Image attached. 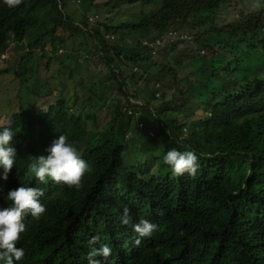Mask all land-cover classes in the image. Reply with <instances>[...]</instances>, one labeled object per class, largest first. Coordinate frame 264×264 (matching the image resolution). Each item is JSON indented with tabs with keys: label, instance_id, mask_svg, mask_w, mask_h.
<instances>
[{
	"label": "clouds",
	"instance_id": "9594fccd",
	"mask_svg": "<svg viewBox=\"0 0 264 264\" xmlns=\"http://www.w3.org/2000/svg\"><path fill=\"white\" fill-rule=\"evenodd\" d=\"M231 1L225 0L210 15L217 29L213 33L207 29L209 41L222 39L213 51L192 42L198 29L190 33L189 28L182 36L181 46L196 47L191 58L214 53L215 62L222 60L206 80L215 87L203 90L201 100L193 99L186 106L179 94L187 90L182 84L185 78L179 84L176 78L178 91L157 86L156 98L142 105L132 100L122 113L140 129L145 125L139 121L144 112L149 137L163 129L171 138L186 140L199 131L207 158L215 157L229 172L246 177L264 166V1L252 0L255 11L243 14L234 8L230 18L220 20L217 12ZM3 2L14 7L20 0ZM256 15L259 22H253ZM249 21L251 28L246 27ZM174 36L165 29L159 38L148 41L152 55ZM0 58H5L4 53ZM11 72L0 70V76ZM5 90L0 105L14 108L0 119V264H239L227 240L228 225L217 218L205 193L189 182L199 170L205 182L214 176L210 161L200 166L197 150L172 148L162 154L164 145L157 139L128 146L133 133L125 138L132 132L126 127L120 158L107 160L97 149L104 139L96 145L95 134L76 142L68 128L57 132L39 128L38 112L53 117L49 106L64 97L42 111L40 98L50 95L49 90L42 94L36 85L32 92L22 91L20 85L15 94L12 88ZM162 94L175 103L157 110L153 106ZM65 100L68 119L79 116L80 123L91 125L92 112L99 122V110ZM68 106L80 109L69 116ZM107 122L97 124V132ZM107 166L116 175H107ZM229 172L222 181L231 180ZM117 175L120 184L117 178L112 184ZM239 242L253 253L255 264H264V210L244 226Z\"/></svg>",
	"mask_w": 264,
	"mask_h": 264
},
{
	"label": "trees",
	"instance_id": "16d2710c",
	"mask_svg": "<svg viewBox=\"0 0 264 264\" xmlns=\"http://www.w3.org/2000/svg\"><path fill=\"white\" fill-rule=\"evenodd\" d=\"M70 1L20 0L18 5L8 7L3 0H0V50L3 51L7 37L11 35L17 43H28V49H32L40 41H43L53 50L54 43L58 42L57 44L62 50L70 48V51H81L88 53L89 56L94 55V58H96L94 63L99 68L100 74V78L96 79L97 86L94 93L89 90L95 97L94 108L100 109L107 105V101L111 103L114 99L112 95L114 91L118 92L125 100L126 105L124 106L122 101L118 100V103L110 109L112 113L111 121H108V125L105 124V128H102L100 132H97L98 118L94 113L90 112L91 115H88L92 118L91 125L80 123L79 116H72L68 119L64 109L66 100L60 98L56 102V106H49L50 112H54L53 117H49L48 114L41 116L38 112V118L41 117L38 124L39 128H45L49 132H57L68 128L73 140L76 142L95 134L96 137L93 141L96 145L100 139H104L103 144L97 147L98 153L105 159L113 161L118 160L124 150L122 137L126 132V127L130 128L133 133V136L126 142L128 146L132 144L140 145L146 141L157 139L164 145V148L161 149L162 154L172 148L179 151H189L190 148L197 150L201 153L199 154L200 166L203 167L210 161L212 166L210 171L214 173V176L205 182L199 170L196 176L189 179V182L194 188L205 193L217 218L228 225L230 235L227 240H231V245L239 257V264H255L253 253L244 248L239 242V238L244 226L257 212L264 210V166L251 172L246 177L238 176L229 172L227 166L218 162L215 157L207 158L205 156L208 150L201 142L199 131L189 134L186 140L171 138L163 129H160L162 134L152 131L153 136L149 137L147 132L150 129L145 122L144 112L139 117V121L144 122L145 125L140 129L137 128V124L131 116L126 117L122 113L123 109L131 105L133 99H138L137 94L140 92L144 94V98L148 99L156 98L154 96L157 86L167 87L171 92L178 91V88L175 87L177 85L175 80L181 74H186L182 84L187 90H180L179 94L185 101L186 106L196 101L193 99L201 100L198 96L203 90H210L215 87L216 83L208 84L206 80L216 72L218 64L221 65L222 63L221 59L218 60V63L215 62L216 56L214 53L209 57L190 58V65H193L194 70H187L183 65L188 58L182 57L175 49L184 44L182 36L185 34L186 29L190 28V33L195 32L194 29H198L192 42H196L199 48L213 51L215 45L220 44L222 39L219 36L214 41H209L208 32L212 30L213 33L217 29L210 15L225 0H107L104 3L105 6L116 8L127 4L136 6L141 12L138 22H124L119 25L102 23L99 17L95 16L96 12L91 11L94 0H78L82 2L80 8L83 15H79V24H76L70 13L66 11ZM76 1H73V4ZM145 6H148V9L142 10ZM54 12L56 18L50 21L52 27H45V31L42 34L39 33L42 26H45L47 22L42 14L50 18ZM89 12L100 24L97 29L89 24V18L86 16ZM252 18L253 22H259V19H256L257 15L252 16ZM189 19L192 23L188 22ZM58 25L62 26L63 34L67 33L69 35L65 40L62 39L63 34L56 35L57 30L55 27ZM246 27L251 28L253 25L249 21ZM165 29L172 30L175 36L171 43H168L162 49H158V53L152 55L153 48L147 42H152L155 37L156 39L159 38L160 33ZM31 30L37 31L35 35ZM84 34L94 44V52H91L88 44L84 43ZM127 34L131 35L128 40L125 38ZM112 35L120 37L118 42H113L114 36ZM35 37L36 39H34ZM173 53L177 55L172 56ZM22 62L23 60L20 64ZM51 63V58H47L45 68H49ZM128 66H130L129 74L126 70ZM131 70L133 71L131 72ZM29 71H34L37 78L43 72L32 66ZM72 75V70H70L67 76L72 77ZM193 78H196L197 81ZM244 80L249 81L250 77H245ZM174 103V98L166 101L164 94H162L160 102L158 101L156 106L153 107L161 110V107L166 106L168 108ZM175 126L177 130L180 129V124L177 123ZM89 127L94 132L88 131ZM111 129L115 130L116 133H111ZM105 170L107 175L109 173L116 175L113 167L107 166ZM226 172L231 175V180L228 182L221 180ZM115 178H117L116 183L120 184V175L112 178L111 183L115 182Z\"/></svg>",
	"mask_w": 264,
	"mask_h": 264
},
{
	"label": "rangeland",
	"instance_id": "374dc122",
	"mask_svg": "<svg viewBox=\"0 0 264 264\" xmlns=\"http://www.w3.org/2000/svg\"><path fill=\"white\" fill-rule=\"evenodd\" d=\"M73 1L75 0L70 1L69 5L66 8V11L67 13H70V15L72 16V20L76 24H79V15H83V12L80 8V4L82 5V2H79L77 0L75 4H73ZM106 1L107 0H94L91 8V11L96 12L95 16L99 17L102 23L119 25L124 22H138L140 20L141 12L136 6L126 4L124 6L111 8L112 6L104 5ZM255 5L256 4L252 0H244L242 2H236V0H232L228 5H223L222 10L218 11L217 13L220 16V20L224 21L230 18L234 8L237 9V11L243 12V14H245L250 11H255ZM146 9H148V6L142 8V10ZM91 15V12L86 14V16L89 18V24L97 29L100 24H98L95 17H92ZM42 16H44V20L47 22L45 23V26H42L40 30L39 33L41 34L45 31V27H52L50 21H52V19L55 20L56 18L55 12L51 14L50 18L43 14ZM189 21H191V19H189L188 22ZM215 23L220 25V21L217 16L215 17ZM55 28L57 30L56 35L63 34L61 25H58ZM82 28L84 27L82 26ZM31 32L35 35L37 31L31 30ZM67 36L69 35L67 33H64L62 35V39L65 40ZM112 36H114L113 42H118V39L120 37L118 35ZM36 37L34 39H36ZM130 37L131 35L127 34L125 38L128 40ZM13 38V36L8 35L3 51L0 50V54L4 53L5 55L4 59L0 58V70H12L10 74H3L2 76H0V94L6 91L5 88H12V93L15 94L14 89H17L18 85L21 86L22 91L32 92L34 86L36 85L38 87V91H40L42 94L47 90L50 91V95H45L43 99L40 98L41 106H43L41 107L42 111H45L48 104L54 103L60 97H64L65 99L69 100V102L76 101L79 107L85 108L86 110H89L90 106H92L93 108L95 107L93 106L95 103V97L92 93H94L95 91V88L97 86L96 79L100 78V74L99 68L96 67L94 63L96 61L94 55L89 56V54L85 52H77L72 50L70 51V48L62 50V48L57 44L58 42L54 43L53 50L47 46V43H44L43 41H40L39 44L34 46L32 49H28V43H17L13 40ZM80 38L82 37L80 36ZM183 38L188 39V37ZM84 43L88 44L91 52H94V44L91 42L88 36H85V34ZM163 43L164 42H161L159 44L163 45ZM186 48L185 46H178L175 50L179 52L182 57L185 56L186 58H191L192 52H195L194 50H196V47H193L192 49V45L190 44V48L188 46H186ZM207 53L208 52L205 51V55ZM194 54H197V52H195ZM176 55V53L172 54V56ZM49 57L51 58L52 63L50 64L49 68H45L47 58ZM22 60L23 62L22 64H20ZM189 62L190 61L186 59L183 65L187 70L190 69ZM31 66L40 70V72L43 71L40 73L41 75L38 78L36 77L34 71H29ZM129 69L130 66L126 68L127 74H129L130 72ZM70 70H72L73 73L72 77L67 76V73L70 72ZM132 71L133 70H131V72ZM184 76H186V74H181L180 76H178L176 83L179 84ZM36 89L37 88L35 87V90ZM89 90L92 93L89 92ZM112 95L114 96V99L111 103H108L107 101V105L101 107L100 109H96L99 110L97 113V115L99 116V127L106 123L108 120L112 119V113L110 109L111 107H113V105L118 103V100L122 101V104L124 106L126 105L125 100L118 94V92L114 91ZM139 96V100L133 99V101H137L140 105L150 101V99L144 98V94L142 92L139 94ZM20 104L24 106V103L22 101H20ZM16 107L17 106H15V108ZM79 107H71L70 110L68 106V108H66V111L68 115L71 116L72 114H76L78 112V110L80 109ZM12 108H14V106L1 104L0 119L4 118L7 109ZM137 112H140V109H138ZM186 125H189V123H187ZM131 135L132 132H127L125 134V138H129Z\"/></svg>",
	"mask_w": 264,
	"mask_h": 264
}]
</instances>
